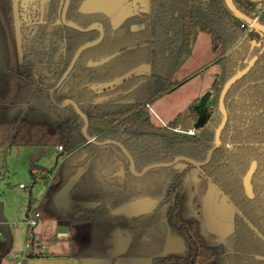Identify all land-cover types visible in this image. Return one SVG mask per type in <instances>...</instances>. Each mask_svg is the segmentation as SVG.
Returning <instances> with one entry per match:
<instances>
[{"label": "trees", "instance_id": "obj_1", "mask_svg": "<svg viewBox=\"0 0 264 264\" xmlns=\"http://www.w3.org/2000/svg\"><path fill=\"white\" fill-rule=\"evenodd\" d=\"M65 1L31 4L34 11L19 18L18 40L14 0H0V146H62L68 153L52 179L58 184L51 183L40 200L38 219L62 218L56 195L72 169L80 166L83 172L70 189L67 220L73 225L90 224L96 236L95 253L149 257L150 264H264V34L248 29L249 24L236 17L225 0H149L146 18L129 17L117 28L107 13L82 11L87 0H70L63 22ZM233 1L264 25V0ZM16 7L23 8L20 1ZM70 22L82 29L98 23L103 37L98 41L99 28L80 30L69 26ZM137 22H143L144 29L133 31ZM196 31L210 35L212 51L221 52L216 61L221 72L212 84L211 117L192 136L174 131L178 117L167 125H156L146 104L175 87L173 74L190 54ZM87 43L95 44L81 51L64 77L77 51ZM254 56V66L226 94L228 121L211 160L201 167L180 161L185 167L166 177L165 191L163 173L175 165L137 176L119 145L99 144L120 143L132 156L137 172L176 157L206 161L222 121L223 86ZM146 64L152 67L150 74L134 72ZM66 100L75 102L81 113ZM11 112L16 116L7 118ZM193 112L196 120L198 114ZM82 114L88 120L87 136L94 141L83 134ZM120 160L124 183L105 179V172ZM45 170L31 165L34 183L38 172ZM195 170L201 174L193 180L189 195L185 182ZM210 185L232 208L230 229L222 238L203 225L201 206ZM145 198L160 201L145 212L130 211ZM172 199L164 221L163 207ZM31 206L30 193L26 220ZM36 236L33 244L39 242ZM171 238L180 239L183 246L165 253ZM36 256L43 255L31 257Z\"/></svg>", "mask_w": 264, "mask_h": 264}, {"label": "rangeland", "instance_id": "obj_2", "mask_svg": "<svg viewBox=\"0 0 264 264\" xmlns=\"http://www.w3.org/2000/svg\"><path fill=\"white\" fill-rule=\"evenodd\" d=\"M216 57L217 54L214 53L211 48L210 35L201 31L194 32L191 53L180 62L173 74L172 81L175 87L169 92L159 95L151 103V118L156 125L168 124L178 117L177 125L184 131L188 130V127L193 123V110H195V107L205 93L209 90H213L212 84L217 77L216 72L221 71V65L214 61ZM210 61H212V63L208 64ZM145 70L146 72L149 71L148 68ZM203 88L208 89L202 93ZM214 94L215 92L213 91V95ZM213 98L214 96L212 99H209L208 105H210ZM58 155L59 153L55 151V148L50 146H13L10 148H8V146H0V223H3V225L0 226V231L2 232V236L0 237V261L2 264H14L11 256L14 253L21 252L25 247L28 229L26 212L28 210L30 190L32 192V209H35L38 207L41 198L44 196L51 183L54 185L58 184V182H52V176L43 171L38 172L37 181L34 183L30 172L31 165L35 164L48 170H58L57 168L63 160V157H58ZM64 156V160H66L68 153H64ZM122 163L123 162L120 160L117 165L107 170L104 174L105 179L123 184L125 172ZM184 167V163H176L172 170L163 173L162 180H165L168 175L182 171ZM82 172V167L75 166L72 169L68 181L63 184V187L59 189L60 191L56 195L55 204L62 218L56 221L50 219H37V225L34 227V231L36 234L41 230L44 231V233H42L44 237L42 241L47 247L50 246L51 242L57 240L56 237L51 238V236L48 235L50 230L56 226V231L59 233L60 228L63 227L61 223H63L69 227L70 230L74 231V234L78 233V235L72 236L69 240V243L72 244V250L82 252L84 249L87 252L91 249L93 252H96L95 234L92 233L90 239L87 237L89 233L88 227L73 225L67 220L70 214V205L72 203L70 189L77 182ZM200 174L198 170L193 171L185 182V188L189 195H191V191L194 187L193 180L198 178ZM168 181L169 180H165V183H163V191L166 190ZM21 184H24L26 187L22 188ZM136 185L137 189H141V184ZM25 190L27 191L25 192ZM159 201L160 199H156L153 203L152 200L145 198L143 199V205L152 206V204H157ZM172 203L173 199L169 204L163 207L164 221H167L169 218L167 212L169 205ZM187 204V201L182 204V211L183 206ZM201 207L204 229L217 234L221 238L224 237L230 229L232 220V208L229 206L228 199L222 196L214 186L210 185L208 192L203 198ZM130 211L135 212L134 207H132ZM29 216L30 218L32 217V212H30ZM205 233L206 232L203 231V235ZM79 241L83 243L84 247L79 245ZM217 242L218 240L211 242V244ZM182 246L183 243L180 239L171 238L163 252L178 251L181 250ZM128 259L135 261L136 264H150L149 257H130ZM125 260H127V258Z\"/></svg>", "mask_w": 264, "mask_h": 264}, {"label": "water", "instance_id": "obj_3", "mask_svg": "<svg viewBox=\"0 0 264 264\" xmlns=\"http://www.w3.org/2000/svg\"><path fill=\"white\" fill-rule=\"evenodd\" d=\"M225 2H226V5L228 6V8L234 13V15L236 17H238L241 20H244L246 23H248L251 26V28H253L255 30H258V31H260L261 33L264 34V25L261 24L258 21V18L257 17L256 18H251V17L247 16L245 13H243L242 11H240L236 7V5L234 4V1L233 0H225ZM69 3H70V0H66L65 1V5H64V9H63L62 20L65 23H66V21H65V15H66V11H67V8L69 6ZM67 24L69 26H72L74 28H78L80 30H90V29H93V28H99L102 31V33H101V37H100V39L98 41H100L102 39V37H103V29H102V26L100 24H98V23L93 24L88 29H82L79 26H77L76 24L71 23V22L70 23H67ZM93 44H95V43H87V44L83 45L77 51L75 57L73 58V61H72L71 65H70L69 69L67 70V72L65 73L64 77L67 75V73L72 68L73 64L75 63V61H76L77 57L79 56V54L81 53V51L83 49L89 47L90 45H93ZM256 60H257V56H254L248 62V64L246 65L245 68L237 71L224 84V86H223V89H222L221 94H220V97H219V109H220V112L222 114V121H221L220 125L218 126V128L216 129L215 136H214V140H213V147L209 150L206 161H204V162H197V161H194V160L185 158V157H176L171 162H168V163H160V164H152V165H149V166L145 167L141 172H137L136 169H135V165H134V161H133L132 156L127 152V150L120 143H118L116 141L107 140V141L101 142L99 144L114 143V144L119 145L122 148L123 152L127 155V157L130 160V169H131L132 173L135 174V175H137V176H141V175L145 174L148 170H150L152 168L172 166V165H175L176 163H178L180 161H187V162H189V163H191V164H193V165H195L197 167H201V166L207 164L211 160L214 150L217 148V146L221 142V133H222V131H223V129H224L227 121H228V113H227V109L225 107V97H226V94L229 91V89L231 88V86L236 81H238L239 79H241L243 76H245L251 70V68L254 66ZM211 96H212V91L211 90L207 91L205 93V95L201 98L200 102L195 107V111L198 114L197 121H196V123L194 125V129L195 130H199L202 127H204L208 123V121H209V119L211 117V112L209 111V108H208V101L211 98ZM103 98H106V97H103ZM100 99H102V98H100ZM66 103H73L74 106H75V108H76V110L79 113H81L80 110H79V108H78V106H77V104L75 102H73L72 100H66ZM82 116L84 117V119L86 121V126L83 128V134L88 138L89 142L94 141L93 138H89L87 136L88 120H87V118H86L85 115L82 114ZM59 231L62 232L61 233L62 236L63 235L65 236L67 234L66 233L67 232V227L63 226V227L60 228ZM128 244H129V240L126 241V246H125L124 251H126Z\"/></svg>", "mask_w": 264, "mask_h": 264}, {"label": "crops", "instance_id": "obj_4", "mask_svg": "<svg viewBox=\"0 0 264 264\" xmlns=\"http://www.w3.org/2000/svg\"><path fill=\"white\" fill-rule=\"evenodd\" d=\"M18 1H20V4L23 7L22 9H18L16 7ZM39 1H43V0H14L15 8H14L13 13H14V17L16 20L18 40L20 37V32H19V18H20V16L22 15V19H23L28 14H30L31 12L34 11V9L32 7L26 9L25 6L27 4L31 5V4L39 2ZM35 7H36V5H35ZM111 11L112 10H110V12ZM121 19H123V18H121ZM121 19H119L118 21H120ZM220 53H221L220 51L216 52L217 57L214 59V61H217V59L220 57ZM188 55H185L182 58V60L185 57H187ZM19 58L21 59V51H19ZM211 63H212V61L208 62V64H211ZM208 64H206V65H208ZM220 72H216V76ZM207 89L208 88H203L202 93L204 91H206ZM211 91H212V96L210 99H212V97L214 96L213 90H211ZM150 108H151V104H150ZM15 114H16L15 112L14 113L11 112L7 118L12 119V118H14V116H16ZM192 120H193V123L188 127V129L194 128V125L197 121V119L195 120L194 117ZM8 124H9V122L7 121L5 126H7ZM163 125H167V123H164ZM54 148H55V151H57L59 153L58 157L62 156L63 160H64V158H65L64 153L65 152L63 153V151L58 150L57 147H54ZM61 153H63V154H61ZM63 160L61 161V163L63 162ZM61 163H60V165H61ZM52 170L53 169H49V170L46 169L45 171L47 174L51 175L52 176L51 178L53 179V176H54V173L56 172V170H54V171H52ZM30 193L32 195L31 190H30ZM1 225H3V223H0V226ZM61 225L67 227L63 223H61ZM78 225L86 226L89 228V233H88L87 237H89L91 239L92 231L90 229V224L83 223V224H78ZM54 228H55V230H54ZM54 228H52L50 230L48 235H50L51 238L56 237L57 240H54L53 242H51L50 246H48V247L46 246V249L43 252V254H44L43 256L30 257L26 261V264H136L135 261H131L128 258H127V260H125L126 258H124V257H113V256L101 255V254H97V253L93 252V250H91V249H89L87 252L84 249L82 250V252L81 251L80 252L74 251L71 248L72 244L69 243V240L72 238V236H75L76 234L78 235V233L74 234L73 233L74 231L70 230L69 227H67V230H68V232H66L67 234L65 236L64 235L62 236L61 235L62 232L59 231V233H57V231H56L57 227L55 226ZM42 233H44L43 230H41L40 232L37 233V238L39 239V241L41 243H43L42 240L44 238ZM79 245L83 246V243L81 241H79ZM87 247H88V245H87ZM0 264H2L1 261H0Z\"/></svg>", "mask_w": 264, "mask_h": 264}, {"label": "flooded vegetation", "instance_id": "obj_5", "mask_svg": "<svg viewBox=\"0 0 264 264\" xmlns=\"http://www.w3.org/2000/svg\"><path fill=\"white\" fill-rule=\"evenodd\" d=\"M149 5H150L149 0H87L81 7V10L84 12L107 13L108 15H110L112 25L115 28H117L129 17L140 16L146 18V15L150 9ZM25 8L26 9L31 8V5L27 4ZM110 10L112 11L110 12ZM119 19L121 20L118 21ZM144 26L145 25L143 22H137L132 25L131 29L133 31H139L144 29ZM146 68L149 69L148 72H146L145 70ZM134 72L135 73L139 72L143 75H148L152 72V67L150 64L142 65L137 69H135ZM150 207L151 206L149 205H143V200H141L136 203L134 209L135 212L142 213L145 212L146 209Z\"/></svg>", "mask_w": 264, "mask_h": 264}, {"label": "built area", "instance_id": "obj_6", "mask_svg": "<svg viewBox=\"0 0 264 264\" xmlns=\"http://www.w3.org/2000/svg\"><path fill=\"white\" fill-rule=\"evenodd\" d=\"M261 12L262 11H260L259 14H261ZM242 26H244V24ZM250 28H251V26L249 25L248 29H250ZM146 106L151 110L150 104L147 103ZM174 131L178 132V133H182V134L192 135V136L196 134V130L194 128L188 129L187 131H184L180 128L179 125H177L174 128ZM57 149L60 151H63L62 146H57ZM21 187L25 188L26 186L24 184H21ZM26 191L27 190H25V192ZM36 209L37 208L32 209V206L29 209V214H30V212H32V217L30 218V216H28L27 220H26V221H28V229H27V234H26L28 239H26V244H25L24 249L21 252L14 253L11 256V259L13 260L14 264H26V261L32 255H44L43 252L46 249V245L41 243L40 241L39 242L37 241L35 244H33V239H34L35 235H37L34 231V227L37 225V219H38V213H37ZM1 236H2V232L0 231V237Z\"/></svg>", "mask_w": 264, "mask_h": 264}]
</instances>
